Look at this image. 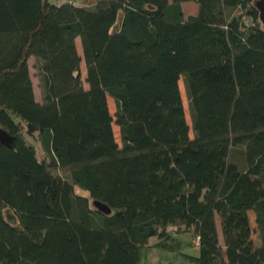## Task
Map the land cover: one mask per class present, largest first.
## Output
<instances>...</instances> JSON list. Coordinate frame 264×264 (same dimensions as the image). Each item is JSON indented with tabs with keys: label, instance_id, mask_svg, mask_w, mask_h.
<instances>
[{
	"label": "trees",
	"instance_id": "trees-1",
	"mask_svg": "<svg viewBox=\"0 0 264 264\" xmlns=\"http://www.w3.org/2000/svg\"><path fill=\"white\" fill-rule=\"evenodd\" d=\"M256 2L0 0V264H138L184 233L191 263L264 264Z\"/></svg>",
	"mask_w": 264,
	"mask_h": 264
},
{
	"label": "rangeland",
	"instance_id": "rangeland-1",
	"mask_svg": "<svg viewBox=\"0 0 264 264\" xmlns=\"http://www.w3.org/2000/svg\"><path fill=\"white\" fill-rule=\"evenodd\" d=\"M49 2L56 3V2H73L78 6H91L92 0H48ZM183 14L184 17H187L189 15H195L198 11V4L194 1H188L183 3ZM260 25L264 28V23L260 22ZM76 45H77V50L80 55H82L81 52V44H80V39L78 38L76 40ZM29 68H30V74L32 77L33 85L36 91L37 98L39 100L42 99V89L40 86V79L38 76V70H37V65H36V59L35 57H30L29 59ZM81 75L83 79V84L84 87L87 88L88 84L85 82V76H86V71H85V64L84 61L82 60L81 62ZM180 91L182 95V100L184 104V109H185V116L187 119V122L190 127L189 135L192 138L194 133L192 130V122L191 118L189 115V108H188V101L187 97L185 94L184 86L182 80H180ZM108 104H109V109L112 114L115 112V103L111 97H108ZM113 130H114V135L119 144H121L120 141V134H119V128L117 125L113 124ZM55 174L61 176L62 178L66 180H70V172L67 169H61L57 168L53 170ZM80 193H83L79 191ZM86 194V193H84ZM250 215V220L253 225L256 224L255 220V214L253 208L249 211ZM218 232H219V239L220 242L223 243L222 239V234H221V229L220 225L218 224ZM179 239L183 243V247L181 248L180 252L173 251L168 248L160 247V246H154L150 249H146L145 252L143 253V256L141 258V261L138 264H194L185 259L183 254H191V255H197L198 254V247L196 244V240L192 238V236L188 233L181 234L179 236ZM254 239L256 244L259 242V238L257 233L254 234ZM157 241V238L153 237L150 238L148 244L149 245H154L155 242Z\"/></svg>",
	"mask_w": 264,
	"mask_h": 264
},
{
	"label": "water",
	"instance_id": "water-1",
	"mask_svg": "<svg viewBox=\"0 0 264 264\" xmlns=\"http://www.w3.org/2000/svg\"><path fill=\"white\" fill-rule=\"evenodd\" d=\"M256 6L259 11V19L261 20L262 23H264V0H257ZM4 138H6L5 134L0 131V139H4ZM94 205L103 211L106 212L108 211V209L104 205H101L98 202H94Z\"/></svg>",
	"mask_w": 264,
	"mask_h": 264
},
{
	"label": "crops",
	"instance_id": "crops-1",
	"mask_svg": "<svg viewBox=\"0 0 264 264\" xmlns=\"http://www.w3.org/2000/svg\"><path fill=\"white\" fill-rule=\"evenodd\" d=\"M34 93H35V97H36V99H37L38 101H41V100H39V99L37 98L35 88H34Z\"/></svg>",
	"mask_w": 264,
	"mask_h": 264
},
{
	"label": "built area",
	"instance_id": "built-area-1",
	"mask_svg": "<svg viewBox=\"0 0 264 264\" xmlns=\"http://www.w3.org/2000/svg\"><path fill=\"white\" fill-rule=\"evenodd\" d=\"M196 244H197V242H196Z\"/></svg>",
	"mask_w": 264,
	"mask_h": 264
}]
</instances>
